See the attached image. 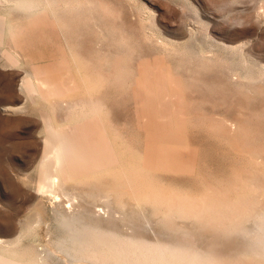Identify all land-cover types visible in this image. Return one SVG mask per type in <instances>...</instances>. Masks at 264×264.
Masks as SVG:
<instances>
[{
  "label": "rangeland",
  "instance_id": "obj_1",
  "mask_svg": "<svg viewBox=\"0 0 264 264\" xmlns=\"http://www.w3.org/2000/svg\"><path fill=\"white\" fill-rule=\"evenodd\" d=\"M63 1L45 14L24 12L13 1L0 7V252L25 264H77L66 251L72 250L67 217L79 230L183 241L234 262L264 264L255 217L244 222L248 230L234 232H214L193 218L168 227L150 205H138L126 190L117 199L108 189L136 174L197 195L204 186L232 184L242 168L264 185V0H72L76 10L64 9ZM26 81L37 86L35 96L24 90ZM93 103L96 114L86 115ZM48 118L69 134L95 121L98 137L110 140L102 141L119 157L116 164H125L115 165L121 178L119 170H100L41 190ZM124 160L139 161V168ZM262 198L255 200L263 204ZM16 238L14 250L3 244Z\"/></svg>",
  "mask_w": 264,
  "mask_h": 264
},
{
  "label": "bare ground",
  "instance_id": "obj_2",
  "mask_svg": "<svg viewBox=\"0 0 264 264\" xmlns=\"http://www.w3.org/2000/svg\"><path fill=\"white\" fill-rule=\"evenodd\" d=\"M12 1H13V5L16 8H18L24 12H29V13L39 12L40 13V11L43 10L44 14L47 13V11L49 12V9H51V8L56 9L57 7H55V6L60 3V2L57 3L56 0H0V7H1V5L3 6V4H5V3H10V2L12 3ZM63 2H64V7H63L64 9L65 8L67 9V7L69 9V7L72 6L71 9H73L75 7L74 10H76V7L80 6V5L78 6L77 4H73L72 0H67V1H63ZM74 2H75V0H74ZM81 2H80V4L83 6V4ZM91 2L89 4H91ZM61 6H63V4ZM10 7H12V6H10ZM58 7H60V6H58ZM83 9H85V8H83ZM83 9H82V12H83ZM35 14H37V13H35ZM33 16H34V14H33ZM2 17L0 19V30H2V28H4L3 27L4 26V20L2 19ZM58 21L60 22V20H58ZM72 21H70V22H72ZM74 21H73V23H74ZM66 24H68V23H66ZM20 35H21V33H20ZM1 41H2V38H1V34H0V43H2ZM11 56H12V58H14L13 57L14 55H11ZM11 56H10V59H11ZM76 58L77 57H75V59ZM77 59L79 60V58H77ZM64 60H66V59H64ZM60 62H62V61H60ZM76 63H78V65ZM74 64L77 65V68H79V66L80 67L83 66L82 61L81 62L77 61ZM79 64H81V65H79ZM61 65H62V63H61ZM74 67H76V66H74ZM121 71H123V70H121ZM47 73H48V71H47ZM84 76L87 78V75H84ZM84 76H83V78H84ZM42 77H43V75H42ZM89 77L90 76H88V79L90 80ZM99 77L100 76H98V78ZM113 77H114V75H113ZM84 80L87 81L85 78H84ZM89 80L87 81L88 83L86 82L88 85H90L93 82V81L92 82L90 81V84H89ZM42 83L47 84V83H49V81H44ZM93 84L96 85L97 83L95 84V82H93ZM89 88H91V87H89ZM92 89H90V92H92L91 91ZM24 90L26 92H28V94L31 97L35 96L39 92L37 86H35L34 83H32L31 81H26L24 83ZM88 90L89 89H87V91ZM93 91H95V87H94ZM82 102H84V101H82ZM81 103H79V105ZM82 104H84V103H82ZM85 105L91 106V104H87L86 102H85L84 106ZM93 106H95V108L90 107L91 108L90 112L85 111L86 115H87V113L90 114L92 112V110L94 111L92 113L96 114L97 105L95 103H93ZM75 107H73V108H75ZM78 107L82 108L83 106L80 105ZM78 107H76V109H72L75 111L74 113H72V110H70L73 115L75 113H77L76 111L78 110ZM85 109L82 108L79 110H81V112H83ZM99 111H100V109H99ZM88 118H89V116H88ZM69 121H70V119H69ZM92 122H91L92 125H91V123L90 124L89 123L84 124L85 123L84 122L83 125H81L79 127V129L76 127L77 131L74 134H69L67 132V130L62 128V126L60 127V126L55 125L52 122V119L50 120V118H48L46 120V122H45L46 123L45 124L46 129H45V134H44V138H43L44 139L43 140V142H44V153H43V160L41 162V169H40L41 190L42 189H49V190L53 191V190H55V188L57 186L62 185V184H66L69 181H72L75 177L84 176V175L91 174V173H97L100 170H107V169H111V170L114 169L115 170V165L118 166V164H116V163H117V159L119 157L116 158L115 153H113V151L109 147L110 146L109 143L107 145L102 141L105 138L101 140L98 137L97 133L94 130L96 128V126L98 127V125L95 124L96 126L94 125L95 127H93V124L96 122L95 121H92ZM78 126H79V123H78ZM241 128H243V127H241ZM98 130H99V128H98ZM243 130H245V129H243ZM247 134H248V132H247ZM250 138H251V136H249V139ZM240 139H243L242 136ZM105 140H107V139H105ZM109 141L107 140V142H109ZM245 141H246V139H245ZM238 143H239V140H238ZM252 148L254 149L255 147H252ZM117 149H116V152H117ZM255 149H254V152H256ZM240 150H241V152L243 151L242 149H240ZM246 150H248V149H246ZM249 150L251 151V149H249ZM258 151H261V150L258 149ZM244 153L246 154V153H248V151L244 152ZM250 153L253 154V152H250ZM117 154L120 155L119 149H118ZM121 154H122V152H121ZM251 154H248V155H251ZM254 154H257V153H254ZM257 155H258V157L260 156L259 153ZM123 156H125V155H123ZM251 157H252V155H251ZM254 157H256L255 163L257 164L260 157H259V159L256 155ZM133 159L135 160V158H133ZM252 159H254V158H252ZM257 159H258V161H257ZM146 160H148V159H145V161ZM120 161H123V160H120ZM124 161H126V160H124ZM129 161L128 162L126 161V162L129 163ZM131 162L134 163L135 161H131ZM136 162L134 164L137 165V163L139 161L137 163ZM127 163H126V165H127ZM147 163H148V165H150V163L148 161H147ZM255 163L252 162L253 165L251 164L253 166L254 172L256 171V169H254V166L256 165ZM258 164H259V162H258ZM142 165H143V163H142ZM148 165H146V166H148ZM123 166H121V167H123ZM129 166H131V165H129ZM129 166L126 167L127 170L124 168L127 171V173L129 170L128 169ZM137 166H138L137 168H139V164ZM119 167H120V165L118 166V168ZM135 167L136 166L133 165L132 170H133V168L135 169ZM149 167L150 166H148V168ZM124 169H123V172H125ZM145 169H144V171L146 173H148V172L150 173L152 171V170H150L147 172V170H145ZM116 170H119V169H116ZM135 170L137 172L138 169H135ZM240 170H242L243 172H246L243 170V168ZM129 171H131V170H129ZM142 171H143L142 169H139V172H142ZM247 171H249V170H247ZM132 172H135V171L133 170ZM132 172H129V173H131V175H132L133 174ZM243 172L237 173L236 176L234 175L235 179L231 176L234 180L231 178L232 184H230L231 183L230 180H229L230 182L228 184L226 183L228 186L231 185L229 187L225 186V185H223L224 187L222 185L215 187V185L217 183L214 185L205 187L204 186L205 184H203L201 186V187L204 186V191L202 189L203 192L200 191V193L197 195H190V193H187L190 190L185 192V191L180 189L179 191H181V192H179L178 191L179 188L176 187L177 188V190H176L173 186H171V189L173 187V190H170V188L164 189L163 187L162 188L159 187L160 186L159 183L161 181L160 182L157 181L159 186L158 185L155 186L156 183L154 185V183L152 184L150 182V180L148 182V181H146V178L143 177V179H142L140 176L138 177V175H136L135 173H134L135 175L131 176V177L128 175L129 174L128 173L127 175L129 176V178H126L127 176L124 177V179H127L125 181L123 179H120L121 176H119V174H118V173H120V170H119V172L116 171V174H118V177H120V178H117V180L120 179L121 181L122 180L123 181L119 182V181H113L114 179H111L113 182H112V184H110V186H108V189H109V187H111V189L112 188L114 189L112 191H116V192H118V190H121L123 192H124V190H126L128 192V196L130 198L132 197L133 200H135L138 205L139 204L150 205L151 207H153L154 212L156 211L155 214H157V216L161 215L163 217V219L162 218L161 219L165 223V225L168 227H173L171 225L173 224V221H175L176 219L181 220L178 218H183V219L188 218V220H189V218L190 219L193 218V219H196L197 221H200L201 223H203V226L208 225L209 227L211 226L213 228H216V231H214V232H219V231H217V229L224 230V231H228V230L229 231H231V230L237 231L240 228H245V227H243V224L247 219H249L250 217H255L254 220H255V222L257 221L258 232H255L256 233L255 236H253V235L252 236L255 238L256 241H258V244L262 246L261 247L263 249L262 253H264V203L263 204L260 203V201H261L260 199L262 198V196L264 197V191H263L264 185H262V183H261V185H262V189H261L262 191H261L259 189L261 187V185L259 184V187H258L257 183L256 184L253 183V179L250 177L251 173L248 176V173L246 174ZM125 174H126V172H125ZM145 174L143 173V175H145ZM150 174L149 175L146 174V177L148 175L147 179L149 178ZM143 175H141V176H143ZM115 176H117V175H115ZM150 178H151V176H150ZM154 178L155 177L152 176L153 182H154ZM256 179L257 178H255V180ZM258 179H259V177H258ZM155 181H156V179H155ZM215 182H217V181H215ZM258 189L260 190V194L262 192L263 195L258 194L259 193ZM106 190H107V188H106ZM195 190H196V188H195ZM183 192H185V193L183 194ZM105 193H107V191ZM110 193H111V191H110ZM119 193L120 192L115 193V195L118 194L119 199H120L121 193L120 194ZM126 194H125V196H127ZM253 194H254V197L252 196ZM255 194L259 195L260 197L256 196ZM121 195H123V193ZM118 196H117V199H118ZM125 196L123 195V197H125ZM250 197L254 198L253 199L254 201H252V199L250 200ZM257 197L260 198V199H258L259 201L257 200L258 202L255 200V198H257ZM106 198L108 199L107 196H106ZM121 198H122V196H121ZM262 202H264L263 198H262ZM122 207H124V206H122ZM66 218H64V220H63V225L70 231L71 236H69V237H70V239H72V250L70 249L71 251H68V250H66V251L68 252L69 255H71L70 258L72 259V261L74 263H77V264H82V263L85 264V262H88L91 264H242L240 260H239L240 262L239 261L234 262V260L236 258H234V260L233 259L230 260V259H227L225 256H223V258H222V255L220 257V255L218 254L219 255L218 256L216 254L217 250H215V249H213V251L215 250L214 252H216L215 253L216 255L213 254L214 252H212V251H210V252H205V251L202 252V250L199 251V250H197L198 248L196 249V248H193L189 245H186L185 242H184L185 243V245H184V244H182L183 241H182V243L177 242L178 244L177 243L172 244L171 242L166 243L164 241H160L159 239H158V241H155V242L151 241L150 242L149 240L148 241L143 240V237H139V239H138L137 237L131 238L128 236L127 237L123 236V238H122L120 235L119 236L115 235L113 232L105 233V231H103L102 229L100 231V230H98L99 227H98V229L95 228L96 226L94 227L95 229H93V227H91L92 229L84 228L83 230H79L80 228L77 229L78 227H76L75 226L76 224L73 223V221L75 219L71 221L70 219H66ZM158 219L160 220V218H158ZM85 227H87V226L85 225ZM209 229H211V228H209ZM245 229H247V228H245ZM245 231L243 233H245ZM240 232H242V231H240ZM116 234H118V233H116ZM257 234H258V237L256 236ZM219 235H220V233H219ZM140 238H142V239H140ZM256 238H258V239H256ZM63 242H65V241H63ZM18 243H20V239L16 238L13 242L12 241L7 242V243L4 242L3 244L4 245L7 244V247L9 246L10 248L12 246V248L14 250L15 246ZM179 244H181V245H179ZM256 244H257V242H256ZM1 246L3 247V245H0V247ZM17 246H19V245H17ZM7 250L8 249H6L5 252H7ZM210 250H212V249H210ZM2 252H0V264H25V263L21 262L20 260H17L13 257L6 255L3 250H2ZM254 262H255V260H254ZM245 263L246 262H243V264H245ZM251 263H249V264H251ZM36 264H38V263H36ZM256 264H259V262ZM261 264H263V262H261Z\"/></svg>",
  "mask_w": 264,
  "mask_h": 264
}]
</instances>
